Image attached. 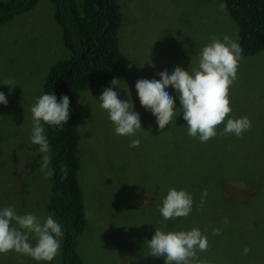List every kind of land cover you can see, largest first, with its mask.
Segmentation results:
<instances>
[{
  "label": "rangeland",
  "instance_id": "rangeland-1",
  "mask_svg": "<svg viewBox=\"0 0 264 264\" xmlns=\"http://www.w3.org/2000/svg\"><path fill=\"white\" fill-rule=\"evenodd\" d=\"M117 4L122 14L118 30L119 50L133 65L132 69L119 79L122 88H126L127 84L128 94L123 89H118V98L132 99L133 110L139 113L141 120L146 121V125L142 126L144 129L138 131L135 137L116 135L106 111L98 106L97 99L102 91L87 90L85 92L91 93H80L76 97L75 106L79 111L77 126L79 137L81 136L79 157L82 163L78 181L85 193V201L90 194L93 196L91 203L86 206L89 213L94 216V220L98 223L108 222L106 225L117 234L115 238L110 237L105 245L102 239H98L97 228L92 222H88L76 241V252L81 264H156L157 258L147 256L148 252L145 251L143 244L157 228L155 224L159 210L156 203L161 202L165 190L170 185L175 188L181 186V189L191 193L193 197L192 211L186 217L177 218L178 220L192 219L203 226L201 194L206 192L204 201L209 200L211 215L217 219V222H214L215 226H221L223 243L225 245L233 243L237 254L244 252L241 246L248 221L254 216L253 211L256 207H261L260 213L264 214V182L259 186L257 197L251 199L252 190L256 192L257 188L254 190L250 185L244 184V181L233 178L256 170L259 171L258 178L264 177V172L262 174L264 169V50L250 57H241L237 68V79L229 88L233 115H239L240 112L248 114L251 121L250 129L239 137L227 134L230 135L227 138L222 131L224 125L221 123L216 126L217 135L211 138L218 146L227 141L223 147H230L241 159L236 160L235 168H222L218 173V175H226L225 179L230 180L225 183V186L230 187L234 192L232 194L227 192L226 198L234 201L221 203L214 182L203 185V174L190 186L189 176L195 179L193 171L189 170L188 173L185 165H176L167 173L157 175L153 180H144L145 187H152L154 192L153 205L147 214L143 211L145 209L139 208L130 190L118 189L119 194H117L114 188L116 185L113 184L112 196L109 194L111 190H108L105 184H99V181L107 176L103 159L109 161L115 156H120L134 161V166H130L126 175L123 176L126 180L124 186L127 188L131 187L134 181L133 172L139 167V162L136 160L138 148H125L124 145L129 144L130 139L140 135L146 136L152 124L140 107L134 84L137 79L158 78L161 69L167 67L170 70L174 65H178L175 63L181 61L180 66L183 68L198 65V53L209 42L211 36L221 38L224 34H229L236 39L238 27L220 0H117ZM69 55L70 51L62 42L61 29L53 18V6L50 0H38L36 5L27 12L17 14L10 21L0 24V91L6 94L7 99L10 96L16 99L21 98L22 101L17 104L21 109V104L24 102L23 95H27V103L30 104L32 96L42 91V84L51 64ZM150 60L155 65L154 68L148 64ZM6 82H9V86L5 85ZM169 89L171 90V86ZM1 107L4 106L0 105ZM23 113L24 121L19 126V132L15 130L18 136L15 147L17 155H21L19 152L25 150L27 155L36 152L37 156L38 153L40 155V161L35 165L34 171L26 175L23 164H16L13 161L11 157L13 149L0 148V207L11 205L16 208L17 206L16 210L19 214L31 212L40 217L51 215L55 219L48 211L46 204L50 197V176H45L40 170L43 154L38 151L37 145L29 142L31 112L23 109ZM5 118H7L6 114ZM3 119L4 115L0 113V127L5 130L8 125L2 121ZM149 140L150 137H147L146 141ZM24 141L29 142L31 148L26 145L20 147L19 143ZM140 149L143 150V147L141 146ZM219 152L223 157L225 151L219 149ZM21 156L26 160L25 154ZM10 157L11 159H8ZM92 158L96 164H93ZM148 158L154 163H159L153 155L148 154ZM8 161L12 170L8 166ZM27 164L29 163H25ZM118 165L120 162L116 161L112 169ZM20 167L21 171H16ZM243 169L246 172L241 171ZM159 182H166V187L156 188L155 184ZM144 192L140 191V193ZM220 192L222 196V191ZM95 193L102 196L101 203ZM21 200H23L22 204ZM112 204L120 207V214L111 218L104 217ZM194 208L200 219L191 217L195 215ZM224 223L228 224V232L222 227ZM129 225L134 228L138 226L140 234L136 235ZM261 226V231L253 232L258 239H254L255 242L250 244L248 252L250 260H247L246 264H264L263 224ZM212 233L209 234L210 237ZM219 241L220 238H217V242ZM108 248H113L114 251ZM59 254L60 249L50 264L59 262ZM220 255H222L221 252ZM217 261L225 262L221 256L216 261L211 259L208 264H217ZM0 264H36V261L28 256L8 252L0 254Z\"/></svg>",
  "mask_w": 264,
  "mask_h": 264
},
{
  "label": "trees",
  "instance_id": "trees-1",
  "mask_svg": "<svg viewBox=\"0 0 264 264\" xmlns=\"http://www.w3.org/2000/svg\"><path fill=\"white\" fill-rule=\"evenodd\" d=\"M220 1L237 24L238 34L236 39L242 48L241 57H250L263 51L264 0ZM37 2L38 0H0V24L10 21L17 14L27 12ZM50 2L53 6V18L61 29L62 42L70 51V55L58 59L51 64L45 75L42 91L39 94L53 92L58 99L62 95H67L70 100V118L62 130L45 125V135L51 146L49 166L52 170L49 180L50 197L46 204L48 211L60 223L63 230V237L59 248V262L57 264H81L76 252V241L77 236L83 231L88 222H92L97 228L98 239H102L105 245L108 243L110 237L115 238L117 234H115L114 230L109 229V226L106 225L108 222L103 221L98 223L94 220V216L89 213L86 206L91 203L93 196L90 194L87 199L89 202H86L85 193L78 181V173L82 169V163L79 157L81 136L79 137L77 126L79 111L75 106V100L80 93H91L85 92L87 90L98 89L102 91V88L109 86V82L113 78L122 79L132 69L127 68V65L129 63L132 64V62L123 56L119 50L118 30L121 25L122 14L117 0H50ZM175 64L180 66L182 61ZM192 67H197V65ZM171 94L175 98V93L172 92ZM26 97L27 95H23L24 102L21 105L24 110L30 111L31 106L36 100L37 93L32 96L30 104L27 103ZM21 101V98L16 99L10 96L8 104L0 108L1 115H4L2 121L8 125L5 130L0 127V148H12L11 157L13 161L16 164L22 163L24 174L25 169H28L26 174L29 175L40 161V155L38 153L37 156L36 152L27 155L26 150L19 152L21 155L25 154L26 160H24L23 156L17 155L15 147L18 143V136L15 130L19 132V126L24 121L23 109H19L17 106ZM176 102L179 101L177 100ZM176 106L178 107L179 104H176ZM142 110L150 118L152 128L146 133V136L140 135L136 137L140 139V145L136 149L138 153L136 160L139 162V167L133 172L134 181L131 187L127 188L124 186L126 180L123 176L126 175L127 169H130V166H134V161L120 156H115L109 161H104V159L102 161L107 176L100 180L99 184H105L108 190H111L110 195L113 196L114 188L117 194H119L118 189L130 190L134 194L139 208L145 209L143 211L148 214L153 205L154 192H152V187H145L144 180H153L157 175L167 173L169 169L176 165H185L188 173L189 170H192L195 176L194 180L191 175L189 176L190 186L203 174V185L214 182L221 203L234 201L226 198L227 192L229 194L234 192L230 187L225 186V183L230 182V180H226L227 176L224 174L218 175L222 168H235L236 160H241L233 149L223 147V144L227 141L218 146L211 140L201 143L198 139L188 136L185 126L186 122L182 119V114L177 116L176 121L164 129L158 128L156 119L150 111H146L144 108ZM5 114L7 118H5ZM243 116H246L248 119L250 117L245 112H240L238 115V117ZM141 125H146L144 119L141 120ZM229 136L226 134L227 138ZM147 137H150L149 141H146ZM29 142L24 141L25 144L19 143L20 147L26 145L31 148ZM141 146L144 151L140 149ZM124 147L128 148L129 144H125ZM219 149L225 151L223 152V157L220 155ZM148 154L156 157L159 163L151 161L148 158ZM11 157L8 159H11ZM244 158L246 159V157ZM116 161H119L120 165L112 169V165ZM25 163L29 164L25 165ZM93 164H96L94 159ZM62 169L66 170V174ZM244 169L241 171L246 172ZM16 171L20 172L21 167ZM263 172L264 169H262V174ZM258 177L259 171L256 170L253 173L236 175L233 179L244 181V184L250 185L254 190L257 188L256 192L252 190L253 196L251 199H253V197H257L258 194L256 193L259 190V186L264 182V177L261 179ZM113 184L116 185L114 188ZM166 185V182H159L155 184V187L164 189ZM170 188L175 187L173 185L168 186L164 193L166 194ZM177 189H181V186H177ZM220 190L222 191V196ZM140 191H145V194L140 193ZM95 196L99 197L98 200L101 203L102 196L96 193ZM208 201L206 199L203 204V226L192 219L178 220L176 218L170 221H163L159 212L155 226L163 231H186L194 227L203 231V234L208 239V247L203 252L197 251L196 260L198 261H193V264H208L211 259L216 261L221 256L225 262L217 261V264H235V262L237 264H246V261L250 260L248 253L241 252L237 254L233 243H230V245L223 243L221 232L218 235L212 233V229L218 226L214 224V222H217V219L211 215ZM22 203L23 200H21ZM159 204L157 201L156 205ZM242 204L247 205L246 203ZM15 207L17 208V206ZM156 207L158 208V206ZM260 208H255L253 211L254 216L248 221L241 250H244L245 247L250 249L251 242H255L253 240L257 238L253 235V232L261 231V224H263L264 233V214L261 215ZM119 214L120 207L117 204H112L107 213L104 214V217L111 218ZM191 217L200 219L196 211L195 215ZM224 224L222 227L228 232V224ZM129 226L136 235L140 234L138 226L135 228L132 225ZM210 233H212V237L209 236ZM217 238H220L219 242H217ZM143 247L148 252L146 243L143 244ZM108 249L113 250V248ZM220 252L222 255H220ZM156 264H164L163 257H158Z\"/></svg>",
  "mask_w": 264,
  "mask_h": 264
},
{
  "label": "clouds",
  "instance_id": "clouds-1",
  "mask_svg": "<svg viewBox=\"0 0 264 264\" xmlns=\"http://www.w3.org/2000/svg\"><path fill=\"white\" fill-rule=\"evenodd\" d=\"M241 56L242 48L237 39L229 34H224L221 38L213 35L200 49L197 67L189 65L185 69L174 65L170 70L167 67L161 69L158 78L137 79L134 88L139 104L150 111L156 119L157 127L161 129L175 122L177 116L182 114L187 135L201 143L216 136V126L221 123L224 125V134L239 137L251 127V121L246 116L233 115L229 97V88L237 79ZM148 64L155 67L151 60ZM132 66L129 63L127 68ZM5 85L9 86V82ZM118 89H123L128 94L127 84L126 88H122L119 79L113 78L99 95L98 106L106 111L116 135L135 137L138 131L144 129L140 115L133 110L132 99L118 98ZM172 92L175 93V98ZM129 97L131 98L130 94ZM7 104L6 94L0 91V105ZM69 105L67 95L58 99L53 92L41 95L38 92L30 108L29 140L43 154L40 170L45 176L52 175L49 168L51 146L45 135V125L62 130L70 118ZM139 145V138L130 139V148ZM62 170L66 174V170ZM206 195V192L201 194V206ZM192 206L191 193L184 189L170 188L162 197L158 210L163 221H170L188 216ZM220 231L218 227L212 229L215 235ZM62 237V226L51 215L40 217L31 212L19 214L11 205L0 207V254L15 252L32 258L36 264H50L57 255ZM145 243L147 256L163 257L164 264H193L197 251L203 252L208 247L207 236L195 227L186 231H163L156 228L151 239ZM248 252L249 249L245 247L244 253Z\"/></svg>",
  "mask_w": 264,
  "mask_h": 264
},
{
  "label": "flooded vegetation",
  "instance_id": "flooded-vegetation-1",
  "mask_svg": "<svg viewBox=\"0 0 264 264\" xmlns=\"http://www.w3.org/2000/svg\"><path fill=\"white\" fill-rule=\"evenodd\" d=\"M28 169H25V174L27 173ZM27 175V174H26ZM24 177H27V176H24Z\"/></svg>",
  "mask_w": 264,
  "mask_h": 264
}]
</instances>
